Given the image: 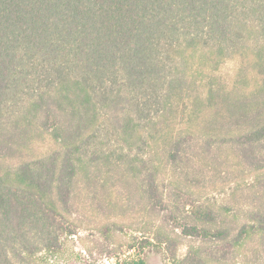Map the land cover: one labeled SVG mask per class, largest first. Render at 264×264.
I'll list each match as a JSON object with an SVG mask.
<instances>
[{"label":"trees","instance_id":"16d2710c","mask_svg":"<svg viewBox=\"0 0 264 264\" xmlns=\"http://www.w3.org/2000/svg\"><path fill=\"white\" fill-rule=\"evenodd\" d=\"M130 220L171 264H264V0H0V264Z\"/></svg>","mask_w":264,"mask_h":264},{"label":"rangeland","instance_id":"374dc122","mask_svg":"<svg viewBox=\"0 0 264 264\" xmlns=\"http://www.w3.org/2000/svg\"><path fill=\"white\" fill-rule=\"evenodd\" d=\"M237 69L238 63L229 61L222 66L219 75L226 80H230L235 76ZM46 72L48 73V69ZM104 89H106L105 86L95 88L99 100L106 92ZM131 222L137 224L138 221L130 220L122 223L123 230L118 231L117 235L112 237L110 233V240L104 237V233L95 229H90L87 232L81 231L80 237L85 238L83 242H79V236H75L63 253L47 258L48 264H138V262H143V264H171L164 246L150 245L142 250L140 249L142 235L133 233L129 229L128 224ZM91 226L101 229L102 225L93 223ZM103 230L105 231V229ZM133 238L136 239L133 240ZM105 240L108 241L105 242ZM187 250L186 245L180 246L177 252L178 256L183 257Z\"/></svg>","mask_w":264,"mask_h":264}]
</instances>
